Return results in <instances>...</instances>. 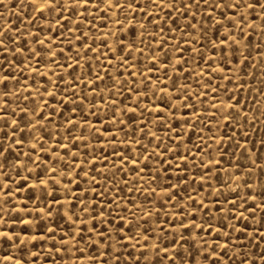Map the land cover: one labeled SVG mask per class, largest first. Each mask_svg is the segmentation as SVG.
<instances>
[{"label":"rangeland","instance_id":"1","mask_svg":"<svg viewBox=\"0 0 264 264\" xmlns=\"http://www.w3.org/2000/svg\"><path fill=\"white\" fill-rule=\"evenodd\" d=\"M46 2L0 0V264H264V0Z\"/></svg>","mask_w":264,"mask_h":264},{"label":"snow or ice","instance_id":"2","mask_svg":"<svg viewBox=\"0 0 264 264\" xmlns=\"http://www.w3.org/2000/svg\"><path fill=\"white\" fill-rule=\"evenodd\" d=\"M88 2H89V0H84V3H85V4H87ZM76 3H79V0H76ZM111 3H112V0H108V4H111ZM56 6H57V5L53 2V0H47V2H46L45 4H42V5L40 6V10L43 11V10L46 9V8L55 9ZM113 7H120V8H123V5L117 2L115 5H113ZM130 7H131V5H130ZM154 7H155V5H154ZM169 7H171V5H169ZM231 7L235 8L236 5L233 4V5H231ZM3 43H4V41L0 40V44H3ZM237 43H238V42H237ZM153 59H155V57H153ZM230 107H231V106H230ZM123 159H124V158L122 157V158H121L122 162H123ZM132 163L135 164L136 161H135V160H132ZM85 175H87V173H85ZM41 183H46V181H41ZM253 199H255V197H253ZM34 238H35V237H34ZM10 258H11V257H6V259H10Z\"/></svg>","mask_w":264,"mask_h":264}]
</instances>
